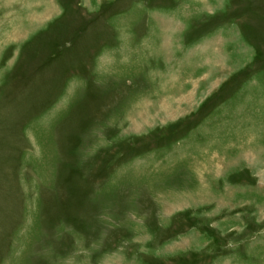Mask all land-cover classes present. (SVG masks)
Here are the masks:
<instances>
[{
  "label": "rangeland",
  "instance_id": "374dc122",
  "mask_svg": "<svg viewBox=\"0 0 264 264\" xmlns=\"http://www.w3.org/2000/svg\"><path fill=\"white\" fill-rule=\"evenodd\" d=\"M0 264H264V0H0Z\"/></svg>",
  "mask_w": 264,
  "mask_h": 264
},
{
  "label": "bare ground",
  "instance_id": "6f19581e",
  "mask_svg": "<svg viewBox=\"0 0 264 264\" xmlns=\"http://www.w3.org/2000/svg\"><path fill=\"white\" fill-rule=\"evenodd\" d=\"M14 23H16V22H14Z\"/></svg>",
  "mask_w": 264,
  "mask_h": 264
}]
</instances>
